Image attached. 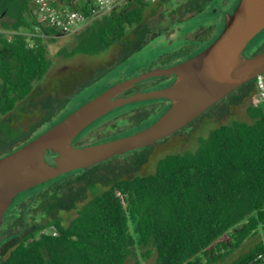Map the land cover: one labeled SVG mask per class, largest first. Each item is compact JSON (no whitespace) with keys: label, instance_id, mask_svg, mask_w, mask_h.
<instances>
[{"label":"trees","instance_id":"obj_1","mask_svg":"<svg viewBox=\"0 0 264 264\" xmlns=\"http://www.w3.org/2000/svg\"><path fill=\"white\" fill-rule=\"evenodd\" d=\"M167 1L155 0L156 3ZM204 1L195 0L190 12L198 11ZM150 5L143 0H130L92 19L70 38L69 46H59L55 54L62 58L78 53L96 55L116 43L132 51L149 31L141 23ZM29 11L30 0H0V116L30 94L34 83L44 77L52 64L47 44L40 37L28 41L19 33L11 36L3 33V30L28 27ZM134 26L138 27L130 38L128 33ZM223 26L222 20L218 33ZM211 29L212 25H207L191 34L205 36ZM195 46L194 43L179 46L165 54L159 66L196 54L200 49ZM173 78L171 75L166 85ZM254 94L255 78L237 86L226 98L237 103L250 100ZM67 99L43 96L36 107L45 106L44 115L40 114L27 127L13 125L0 117V156L61 119L62 115L51 117ZM168 106L169 103L154 118L152 108L136 109L143 116L137 117L134 124L146 115L149 125ZM245 114L249 121L232 119L218 124L205 137L197 138L194 149L158 158L151 172L107 178L105 187L98 188L92 179L99 162L37 184L24 209L15 216L11 209L3 214L2 223L8 233L1 236L0 245L7 248V254L0 258V264H126L128 260L139 264V259L146 260L152 254V264H220L246 238L262 230V235L247 249L224 263L252 264L254 255L264 250V103H247ZM110 120L113 119L107 121ZM90 125L72 141L82 136ZM111 125L118 127L114 120ZM135 154L138 163L146 159L147 151ZM87 190L91 192L88 198ZM30 205H34L31 209H38L35 212L38 217L47 218L36 221L34 217L30 227L25 225L9 232L23 220L27 221L26 210ZM70 208L75 209V215L67 221L57 214L60 209ZM44 228L54 233L43 231Z\"/></svg>","mask_w":264,"mask_h":264},{"label":"water","instance_id":"obj_2","mask_svg":"<svg viewBox=\"0 0 264 264\" xmlns=\"http://www.w3.org/2000/svg\"><path fill=\"white\" fill-rule=\"evenodd\" d=\"M196 18L217 19L216 34L224 22L213 40L204 42L196 54L170 65L128 75L132 63L178 26L173 28L124 63L57 122L0 156V224L11 201L37 184L148 146L182 128L237 86L264 72V48L247 55L264 29V0H231L225 10L210 7L188 21ZM167 75L174 78L164 87L119 95L134 84ZM154 98H165L170 103L146 127L137 131L127 129L90 144L73 145L74 137L89 123L85 132L123 111L141 107L145 102L140 100ZM125 104L128 105L122 107ZM117 108L120 109L115 111Z\"/></svg>","mask_w":264,"mask_h":264},{"label":"rangeland","instance_id":"obj_3","mask_svg":"<svg viewBox=\"0 0 264 264\" xmlns=\"http://www.w3.org/2000/svg\"><path fill=\"white\" fill-rule=\"evenodd\" d=\"M230 1L231 0H205L201 8H199L196 12H190V10H192L195 6V0H168L165 3L152 2L150 8L146 9L141 23L145 25L149 31L143 41L140 42L139 45H137L132 51H129L128 48L126 49L121 43H116L110 46L107 50L96 55L78 53L69 58H62L55 54L56 50L63 44L69 46L70 38L72 36L57 38L54 41L46 40L45 43L47 44L48 53L52 59V64L49 70L41 80L34 83L30 94H28L23 100L19 101L13 110L0 117L13 125L27 127V125L36 120L40 114L44 115L45 106H43L42 109H37L36 106H38V102L45 95H56L60 99L68 97L66 104L59 109L58 112L51 117V119H56L61 115L63 116L90 93H92L96 88H98L118 68H120L134 55L140 52L148 44L177 26V28L164 35L154 45H152L138 61L132 63L128 75L134 76L142 71L159 66L160 62L165 60V54L170 53L181 45L194 43L196 45L195 47L198 48L204 42L212 41L216 35V28L218 26L217 19L196 18L193 21L188 20L210 7L225 10ZM207 25H212L209 35H201L196 38L195 35L191 34L198 28L205 27ZM137 27L138 26H134L131 28V31L128 33L130 38L134 36V30ZM263 45L264 29L260 31L256 39L251 44L247 55L258 51ZM91 80L93 82L87 83ZM235 94H238V92H235ZM34 102H37V104L34 105ZM249 102V99H244L236 103L234 102V99L229 100L225 97L215 107L211 109L207 108L202 115L200 114V116L196 117L189 124H186L180 130L166 136L163 142H157L154 146L152 145L151 149L147 153V160L145 163L132 167V165H136V155L116 154L98 164L97 168L94 170V177L92 181L98 188H102L105 187V181L107 178L110 179L115 176L125 178L153 171L158 158L167 153L181 151L183 149H194L197 144V138L205 137L208 132L218 124L227 123L232 119H243L249 121L247 115L245 114V105ZM139 108H150V105L138 107L130 113H125L121 116L117 115L116 117L111 118L118 127L112 128L113 125L111 124L113 123V120H106L104 123L102 122L85 132L78 139L72 141V143L81 145L90 144L93 140L98 139L99 141L124 130L133 129L132 126H134V120L137 119V117L139 118L140 116H143L140 113H136V109ZM145 116L142 117L141 122H143L142 120L146 118ZM129 122L131 123L128 125ZM123 124L128 126L124 127L125 125ZM119 128L122 129L119 130ZM115 129L117 130L113 131ZM35 190L36 188L17 196L12 200L9 207H11L12 204H15L17 200L32 195ZM90 195L91 192L87 190L86 197L88 198ZM32 206L34 205H30L26 210V228L30 227L32 224L31 222L33 219L31 218V215H36V221H44L47 218V216H44L43 218L41 216L38 217V214L35 213L38 209L33 210L31 209ZM11 210L12 216H15L17 211L15 209ZM57 214L61 215L67 221L75 215V211L70 210L67 213L66 210L60 209ZM20 225L21 224L15 225L9 232L19 230ZM6 229V225L4 226L2 223L0 225V238L1 236L4 237L6 233H8ZM43 230L51 231L50 228H44ZM261 235L262 230H260L257 234L246 238L242 244L230 254L226 261L220 262V264L226 263L232 257L237 255V253L247 249V247ZM6 254L7 249L1 254V258H3ZM137 257H139L138 253ZM152 263L153 254L146 260L139 259V264ZM126 264H133V260H128Z\"/></svg>","mask_w":264,"mask_h":264},{"label":"built area","instance_id":"obj_4","mask_svg":"<svg viewBox=\"0 0 264 264\" xmlns=\"http://www.w3.org/2000/svg\"><path fill=\"white\" fill-rule=\"evenodd\" d=\"M130 0H30V25L24 29L3 30L6 36L22 34L26 40L40 37L46 42L52 39L73 36L92 19L122 7ZM155 2V0H143ZM83 8V10H82ZM50 29L54 31H49ZM255 94L250 103H264V72L255 77ZM46 231V230H43ZM54 233L53 231H51ZM252 264H264V250L256 253Z\"/></svg>","mask_w":264,"mask_h":264},{"label":"flooded vegetation","instance_id":"obj_5","mask_svg":"<svg viewBox=\"0 0 264 264\" xmlns=\"http://www.w3.org/2000/svg\"><path fill=\"white\" fill-rule=\"evenodd\" d=\"M170 78H171V75H167V76L157 77V78H155L153 80H149V81H146V82H142L143 84L142 83H138L137 85L136 84L132 85L131 87H129L125 91L121 92L119 95H129V94H132V93H134L136 91H143V90H147V89H154V88L164 87V86H166V81L168 79H170ZM226 96H227V94L224 97H222L221 99H219L218 101H216L214 104H212L208 109H211V108L215 107ZM167 103H170V102H169V100H167L165 98H154L152 101L145 102L143 105H141V107H144L145 105H150V108L153 109V118H154V116L157 114V112H159L162 109V107H164ZM148 120H149V117L143 119L142 120L143 122H141V120H140L139 122L134 124V126H132L134 131H137L139 129H142L143 127H146L148 125V124H146L147 123L146 121H148ZM128 125H125L124 127H126ZM122 128H119V130L122 129ZM180 129H178V130H180ZM178 130H176V131H178ZM176 131H174V132H176ZM165 138H166V136L161 138V139H158V140L154 141L152 144H150L148 146L141 147V148L136 149V150H129V151L123 152V153H121L119 155H123V154L124 155H136L135 152H137V151L139 152V151H143V150H146L147 153H148V151L151 149L152 145L154 146V144H156L157 142L158 143L163 142L165 140ZM73 145H81V144L73 143ZM146 160H147V155H146V159L144 161L135 163L136 165H132V167L133 166H139V165L145 163ZM30 197H31V195L27 196L25 198H21V199L17 200V202H15V204H12L10 208H9V206H10L9 205L8 208L6 209V211L9 210V209H15L17 211V213H18L20 210L24 209V207H25L26 203L29 201ZM64 210H66L67 213L70 210H74L75 211L74 208L64 209ZM10 211H12V210H10ZM34 217H36V215H31V218H34ZM1 224H2V221H1ZM26 224H27V221L23 220L21 225H20V227H24ZM12 237H14V236H12ZM11 239H14V238H11ZM6 249H5V247L0 245V250H1L0 251V258H1V254Z\"/></svg>","mask_w":264,"mask_h":264},{"label":"crops","instance_id":"obj_6","mask_svg":"<svg viewBox=\"0 0 264 264\" xmlns=\"http://www.w3.org/2000/svg\"><path fill=\"white\" fill-rule=\"evenodd\" d=\"M210 33V32H209ZM209 33L207 34V35H209ZM207 35H205V36H207ZM193 36V35H192ZM196 38H198V37H196Z\"/></svg>","mask_w":264,"mask_h":264}]
</instances>
